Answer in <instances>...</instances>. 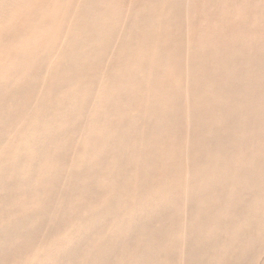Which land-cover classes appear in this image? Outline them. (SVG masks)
<instances>
[{
	"label": "bare ground",
	"instance_id": "6f19581e",
	"mask_svg": "<svg viewBox=\"0 0 264 264\" xmlns=\"http://www.w3.org/2000/svg\"><path fill=\"white\" fill-rule=\"evenodd\" d=\"M12 1L0 264H264V0Z\"/></svg>",
	"mask_w": 264,
	"mask_h": 264
},
{
	"label": "rangeland",
	"instance_id": "374dc122",
	"mask_svg": "<svg viewBox=\"0 0 264 264\" xmlns=\"http://www.w3.org/2000/svg\"><path fill=\"white\" fill-rule=\"evenodd\" d=\"M8 1V5L6 6V2ZM134 1V0H130ZM19 1H16L13 3L12 0H0V35L2 31L7 27V23L11 21V18L14 13V8H16L17 3Z\"/></svg>",
	"mask_w": 264,
	"mask_h": 264
}]
</instances>
